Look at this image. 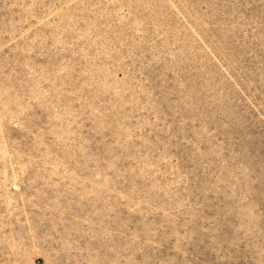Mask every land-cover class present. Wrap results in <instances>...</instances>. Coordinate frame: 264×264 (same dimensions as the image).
Masks as SVG:
<instances>
[{
    "label": "rangeland",
    "instance_id": "rangeland-1",
    "mask_svg": "<svg viewBox=\"0 0 264 264\" xmlns=\"http://www.w3.org/2000/svg\"><path fill=\"white\" fill-rule=\"evenodd\" d=\"M0 264H264V0H0Z\"/></svg>",
    "mask_w": 264,
    "mask_h": 264
}]
</instances>
